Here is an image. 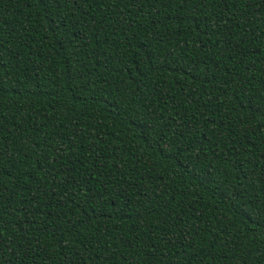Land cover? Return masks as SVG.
Instances as JSON below:
<instances>
[{"label": "trees", "instance_id": "1", "mask_svg": "<svg viewBox=\"0 0 264 264\" xmlns=\"http://www.w3.org/2000/svg\"><path fill=\"white\" fill-rule=\"evenodd\" d=\"M264 0H0V264H264Z\"/></svg>", "mask_w": 264, "mask_h": 264}, {"label": "snow or ice", "instance_id": "2", "mask_svg": "<svg viewBox=\"0 0 264 264\" xmlns=\"http://www.w3.org/2000/svg\"><path fill=\"white\" fill-rule=\"evenodd\" d=\"M262 219H264V218H262Z\"/></svg>", "mask_w": 264, "mask_h": 264}]
</instances>
